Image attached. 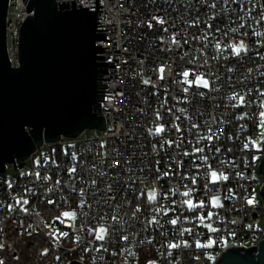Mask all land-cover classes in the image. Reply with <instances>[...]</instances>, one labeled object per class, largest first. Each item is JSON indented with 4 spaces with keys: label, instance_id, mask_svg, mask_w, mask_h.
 I'll use <instances>...</instances> for the list:
<instances>
[{
    "label": "built area",
    "instance_id": "obj_1",
    "mask_svg": "<svg viewBox=\"0 0 264 264\" xmlns=\"http://www.w3.org/2000/svg\"><path fill=\"white\" fill-rule=\"evenodd\" d=\"M80 3L89 6L88 0H75V4ZM100 3L101 19L96 21L104 24L96 28L108 29H102L107 33L105 39L95 40V45L105 47L107 52L97 54L105 55V62L113 61V66L102 73L107 78H101V83L108 85L104 94L110 95L98 100L105 128L43 142L24 161L6 164L0 173V260L4 264L16 262L18 252L11 247L12 242L34 236L41 240L33 241L39 248L32 264H66L70 259L84 264H136L139 260L143 264H215L228 247L255 246L264 234L260 194L263 178L258 168L264 154V133L262 137L255 119L264 110L259 107L264 96L257 92L264 91V23H257L262 0H252L257 7L251 13L246 11L252 7L247 0ZM213 3L215 8L208 6ZM27 15H33V10L27 12L22 0H8L5 34L12 65L16 64L19 26ZM161 18L164 24L158 22ZM194 20L197 26H190ZM207 24H215L221 32L237 29L235 34L229 32L225 43L243 39L248 50L239 57L224 51L212 59L215 49L205 41L192 39L203 36ZM256 32L262 35H254ZM173 36L179 44L171 42ZM184 37L189 39L187 45ZM209 39L215 42L214 37ZM193 57L197 58L195 65L190 64ZM161 67L165 69L164 79L159 78ZM189 68L205 74L217 90L194 85L184 93L188 86L179 82L183 79L179 73ZM230 68L233 71L229 72ZM144 80L149 83L145 85ZM201 92L203 96L196 94ZM234 93L255 103L234 108L232 105L239 103L230 99ZM157 112L162 117L159 121ZM245 112V119H237ZM193 122L201 125L199 133L196 129L189 131ZM157 124H164L165 133L150 135L149 129L154 130ZM205 125L215 131L222 128L223 132L218 139L196 144L199 135L205 134ZM176 126L183 131H175ZM167 140L180 146L168 145ZM189 140L191 144L186 143ZM195 147L204 151L196 153ZM184 151L191 155H183ZM116 161H123V166ZM8 165L12 167L10 172ZM73 168L75 172L70 171ZM165 171L174 175L164 176ZM211 171L227 175L228 180L211 182ZM192 177L196 178L195 184L191 183ZM149 188L157 193L155 201L140 196ZM189 188L193 189V202L204 201L206 205L195 215L180 203L187 198L179 193ZM173 189L178 192L171 194ZM162 194L167 198L162 199ZM112 195L116 199H111ZM213 196L219 197L222 206L209 202ZM18 200H28L29 204H17ZM136 206L141 212L133 218L131 210ZM65 211L76 215L64 217ZM209 211L214 214L211 219L203 223L196 219ZM101 214L105 216L103 221L98 219ZM112 215L118 221L108 218ZM154 217L159 223H150ZM177 217V225L168 223ZM102 225L110 231L101 242L89 229ZM61 232L68 235L62 236ZM123 235L129 240H122ZM209 239L216 243L197 247V242L207 245ZM170 243L180 247L169 248ZM100 244L103 249L97 251Z\"/></svg>",
    "mask_w": 264,
    "mask_h": 264
},
{
    "label": "water",
    "instance_id": "obj_2",
    "mask_svg": "<svg viewBox=\"0 0 264 264\" xmlns=\"http://www.w3.org/2000/svg\"><path fill=\"white\" fill-rule=\"evenodd\" d=\"M33 10L19 26L16 64L6 46L8 0H0V173L6 164L22 162L43 142L76 137L86 129H104L98 100H103L107 72L105 39L96 28L101 19L100 0L89 6L75 0H22ZM264 4V0H262ZM258 168L263 184L260 194L264 211V154ZM17 258V252L12 254ZM66 264H84L70 259ZM215 264H264V234L255 246L226 248Z\"/></svg>",
    "mask_w": 264,
    "mask_h": 264
},
{
    "label": "snow or ice",
    "instance_id": "obj_3",
    "mask_svg": "<svg viewBox=\"0 0 264 264\" xmlns=\"http://www.w3.org/2000/svg\"><path fill=\"white\" fill-rule=\"evenodd\" d=\"M225 3H227V0H224ZM233 2H235V0H233ZM247 3L252 4L251 8H247L246 11H248L249 13H251L253 11L254 8L257 7V5L252 3V0H247ZM211 8H215L216 5L215 3L208 5ZM260 8V12H259V16H260V20L257 21V23H264V4L259 5ZM153 19H156L155 17ZM160 24H164L165 20L164 19H159L158 21ZM152 25L149 24V27H151ZM190 26H197V21H192ZM241 27H243V25H241ZM164 32H168V28H163ZM229 32L235 34L237 32V29L235 28H230V29H226L223 32H221V29L216 27L215 24H207L206 29H205V34L203 36H193L192 39L193 40H202L207 42V44H210L214 49H215V53L212 56V59H217L218 55L220 54L222 55L224 51H228L231 55L239 57L241 55V53L246 52L247 46L244 42L243 39H239L238 41L231 42V43H225V39L228 37ZM219 33V35H217ZM249 33H241V35H248ZM256 36H260L262 35V33L256 32L253 33ZM214 37L215 42L213 43L212 39H209V37ZM173 44H179V41L175 38V36L172 37V41ZM189 43V39L187 37H184V44L187 45ZM197 63V58L193 57V59L190 61V64L195 65ZM205 63H207V61H205ZM165 69L163 67L159 68V73H160V79H164L163 73H164ZM229 72L233 71V69H228ZM183 79L181 81H179L180 83L187 85L188 87H185L183 89L184 93H188L189 92V88L193 87L194 85L196 87H200L203 89H209L211 91H216L217 89L214 87L213 83L210 81V79L205 78V74L200 73V72H194L192 71L190 68L189 69H184L181 70V72L179 73ZM143 83L145 85H147L149 83L148 80H144ZM251 91V90H249ZM258 95L260 96H264V91H259L257 90ZM198 95L203 96L204 93H196ZM187 98V97H186ZM231 100L233 101H239L238 104H233L232 107L234 108H239L241 106L247 105L249 103H255V101H248L245 99L244 95H241L239 93H234L231 97ZM260 109H264V103H261L259 105ZM172 109H169V112H171ZM178 111L180 112H184L185 109H178ZM247 113H243L242 115L238 116L237 119H245L247 117ZM162 117L159 114V112H157L156 115V120L159 121L161 120ZM176 119H180V117H176ZM213 119H215V117H213ZM257 123H256V127L258 130L260 129H264V110H260L258 112V115L255 117ZM221 123H223V121H221ZM244 126L241 125V128H243ZM192 129H196L197 132H200L201 129V125L198 123H191V125L189 126V131H191ZM165 126L164 124H157L153 129H149V134L150 135H160L162 133H165ZM175 131L177 132H182L183 130L179 127L176 126ZM223 132V129L221 128L219 131H215L213 130L212 127L205 125L204 127V133L202 135H199V138L196 140V144H199L201 141H213L214 139H218L220 133ZM181 139H183V136L181 137ZM229 139H231V137H229ZM166 144L168 145H173L176 144V141L174 140H167L165 141ZM186 143L191 144L192 141L189 140ZM251 143L253 144L254 147L258 148V145L255 144V141H251ZM177 147H179L180 145L176 144ZM155 147V145H154ZM248 145L245 144V148H247ZM195 152L196 153H201L204 151L203 148L201 147H195ZM258 150H262L259 149ZM216 151L219 152L220 149L216 148ZM264 151V150H262ZM185 156L191 155V153H189L188 151H184L182 153ZM203 159L207 160V157H203ZM255 159V157H254ZM118 166L122 167L123 166V161H116L115 162ZM159 163V161H157V164ZM71 172H75L76 169H70ZM37 175H39L37 173ZM164 176H170V175H174V173H171L170 171H165L163 173ZM210 175V180L211 182L215 183L216 181L219 180H228V176L227 175H223V174H218L216 171H211ZM157 179H159V177H157ZM57 183H60V181H57ZM93 183H95V181H93ZM191 183L195 184L196 183V178L192 177L191 178ZM11 184H8V187H11ZM109 188H111V185H109ZM205 189H207V184H205ZM178 192V190L173 189L170 190L171 194H176ZM192 192L193 189L189 188L187 191H183L182 193H179L182 197H186L187 199H183L182 201H180L181 204H183L184 206L187 207V209L192 210L194 212L195 215V211L199 210V209H203L206 205L204 201H199L197 203L193 202V199L191 198L192 196ZM81 195H83V191L81 190ZM145 195V193L143 191L140 192V196L143 197ZM111 199H116V197L114 195H112L110 197ZM161 198H167V194H162ZM147 199L151 200V201H155L157 199V193L155 190L147 193ZM49 203H53V201H48ZM213 206H222L219 205V197L217 196H213L210 198L209 201ZM17 204L19 203H23L25 205L29 204L28 200H23V201H16ZM85 201H81V207L84 206ZM175 203V201L173 202ZM249 204H252V200L249 199L248 200ZM9 208H11V205H9ZM132 211V216L133 218H135L137 216L138 213L141 212V208L139 206H136L134 209L131 210ZM159 209L157 210V212L159 213ZM167 214V211H165V215ZM64 217H74L76 214L74 212H68L65 211L62 214ZM213 212H206L203 215H198L196 216V219L199 220L201 223H203L205 220L207 219H211L213 217ZM110 220L112 221H118V217L116 215H112L108 217ZM100 221H103L105 219L104 214H101L100 217L98 218ZM179 217L177 218H173L170 221H168V223H170L171 225H177L179 222ZM185 220L189 219V217H184ZM150 223H159V221H157L155 219V217L153 218L152 221H150ZM113 227H115V225H113ZM205 227L211 228L210 224H206ZM90 232L94 233L95 239L97 241H104L106 238V234L110 231L109 228L104 227L103 225L100 226L99 228H95L93 227L92 229H89ZM184 231H190L189 229H184ZM211 231L215 232L217 231L215 228H211ZM60 235L62 236H67L68 233L66 232H61ZM122 240L124 241H128L129 237L127 235H123L120 237ZM186 244V242H184ZM214 243H216V241H213L211 239H209L207 245H201L199 242H197V247H211ZM169 248L175 249L180 247L179 244H175V243H170L168 244ZM103 249V244H100V246L96 249L97 251ZM106 250V249H104ZM131 255V253H129ZM0 264H4L3 260H0ZM151 264V262H150Z\"/></svg>",
    "mask_w": 264,
    "mask_h": 264
},
{
    "label": "trees",
    "instance_id": "obj_4",
    "mask_svg": "<svg viewBox=\"0 0 264 264\" xmlns=\"http://www.w3.org/2000/svg\"><path fill=\"white\" fill-rule=\"evenodd\" d=\"M39 237H19L15 238L12 242L11 247L18 252V259L21 258L20 264H32L36 261V254L39 248V245H35L33 241L40 242ZM27 254V259L22 258L24 254ZM9 258H11V255ZM137 264H143V262H138Z\"/></svg>",
    "mask_w": 264,
    "mask_h": 264
},
{
    "label": "rangeland",
    "instance_id": "obj_5",
    "mask_svg": "<svg viewBox=\"0 0 264 264\" xmlns=\"http://www.w3.org/2000/svg\"><path fill=\"white\" fill-rule=\"evenodd\" d=\"M88 133H90L89 132V130H88ZM263 133H264V129H262V131H261V133H260V135L263 137ZM37 159V157L35 156V160ZM11 166L10 165H8L7 166V171L8 172H10L11 171ZM152 190L149 188V189H147L146 191H145V201H151V200H148L147 199V193H149V192H151ZM263 223H264V216H263ZM22 258H26L27 259V257H28V255L25 253L23 256H21ZM20 261H21V258H19L16 262H14V263H12V264H20ZM146 261H148V260H146ZM139 262H142L141 260H139ZM137 264V263H136Z\"/></svg>",
    "mask_w": 264,
    "mask_h": 264
}]
</instances>
